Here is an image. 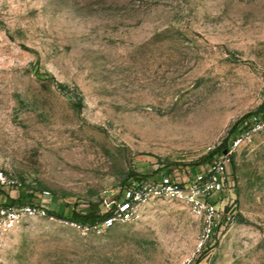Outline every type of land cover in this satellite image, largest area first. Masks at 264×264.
I'll return each instance as SVG.
<instances>
[{"label": "rangeland", "instance_id": "obj_1", "mask_svg": "<svg viewBox=\"0 0 264 264\" xmlns=\"http://www.w3.org/2000/svg\"><path fill=\"white\" fill-rule=\"evenodd\" d=\"M218 161L208 240L170 198L65 219ZM0 167V207L54 212L4 234L0 264H264V0H0Z\"/></svg>", "mask_w": 264, "mask_h": 264}, {"label": "built area", "instance_id": "obj_2", "mask_svg": "<svg viewBox=\"0 0 264 264\" xmlns=\"http://www.w3.org/2000/svg\"><path fill=\"white\" fill-rule=\"evenodd\" d=\"M232 142L231 148H238L242 138L237 137ZM226 180L225 163L218 161L211 164L205 171L193 174L183 182L170 176H163L157 180L128 185L123 190L118 204L110 210V217L99 225L110 227L116 221L134 220L140 206L156 198H170L190 206L192 214L201 221L203 240H208L224 221V214L218 208V201L215 198L212 200V197L224 192ZM8 184L0 167V187ZM111 205L108 204V207ZM48 213L49 210L41 204L0 207V242L4 234L14 229L22 217L44 218L48 217Z\"/></svg>", "mask_w": 264, "mask_h": 264}, {"label": "trees", "instance_id": "obj_3", "mask_svg": "<svg viewBox=\"0 0 264 264\" xmlns=\"http://www.w3.org/2000/svg\"><path fill=\"white\" fill-rule=\"evenodd\" d=\"M246 118L243 119L245 121ZM227 148L223 146L222 148H219L214 153L224 155V150ZM207 160H210V157L207 158ZM137 183H140L143 181V178H139L136 180ZM49 214L52 215L54 212L49 211ZM110 213H102L99 205L97 204H91L89 206V211L86 214L76 213L74 210L69 209L67 216H65V219L69 220L72 223H76L81 226H87V227H94L99 224H101L106 218L110 217ZM60 218H63L62 216Z\"/></svg>", "mask_w": 264, "mask_h": 264}, {"label": "water", "instance_id": "obj_4", "mask_svg": "<svg viewBox=\"0 0 264 264\" xmlns=\"http://www.w3.org/2000/svg\"><path fill=\"white\" fill-rule=\"evenodd\" d=\"M224 153H226V152H224Z\"/></svg>", "mask_w": 264, "mask_h": 264}]
</instances>
